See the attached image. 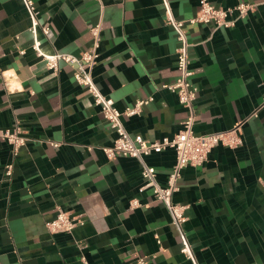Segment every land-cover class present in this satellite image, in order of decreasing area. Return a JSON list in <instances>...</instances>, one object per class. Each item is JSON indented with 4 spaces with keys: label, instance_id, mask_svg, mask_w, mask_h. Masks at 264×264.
Listing matches in <instances>:
<instances>
[{
    "label": "crops",
    "instance_id": "obj_1",
    "mask_svg": "<svg viewBox=\"0 0 264 264\" xmlns=\"http://www.w3.org/2000/svg\"><path fill=\"white\" fill-rule=\"evenodd\" d=\"M46 54L80 55L92 49L91 27L100 24L93 68L100 91L125 110L127 130L153 142L180 131L187 115L173 84L178 40L166 21L164 0H33ZM177 19L195 16L201 0H168ZM229 7L257 3L235 25L185 23L191 82L197 86L199 134L240 125L242 142L218 145L200 166L181 171L176 204L202 264L264 262V0H209ZM22 0H0V130L20 126L27 143L17 154L0 138V264H193L166 206L144 184L132 156L109 158L102 147L116 137L72 64L47 68L33 49L35 35ZM24 50L25 53H21ZM7 82V83H6ZM257 111V112H256ZM163 186L176 163L173 148L144 157ZM13 164L12 174L7 166ZM140 204L133 207L132 201ZM85 223L71 233H50L46 222L58 208Z\"/></svg>",
    "mask_w": 264,
    "mask_h": 264
},
{
    "label": "built area",
    "instance_id": "obj_2",
    "mask_svg": "<svg viewBox=\"0 0 264 264\" xmlns=\"http://www.w3.org/2000/svg\"><path fill=\"white\" fill-rule=\"evenodd\" d=\"M22 1L31 18L30 29L35 35L33 49L42 57L45 65L49 69L58 71L60 62L62 61L73 65L76 81L86 86L92 94L95 104L100 107L111 129L116 133L113 144L102 147L103 151L109 158L124 155L136 157L140 160L142 164V175L144 177V184L140 190L143 191L146 188L152 189L155 196L168 209L172 222L180 233L182 239L181 251L193 264H202L194 255L191 244L183 229V225L188 219L186 215V208L188 206L176 204L173 201V194L178 189L177 181L181 176L183 168L188 165H203L208 160L210 152L218 145L234 148L241 144V124H237L231 130H222L214 133L199 134L195 132L194 125L197 116L195 101L198 88L190 80L194 72L190 67V42L185 29V23H213L216 28L233 26L239 19H244L250 13L254 12L258 4L254 2H239L233 6L222 7L212 4L209 0H201L200 8L195 16L187 20H182L174 16L169 1L164 0L166 5V21L174 29L178 40L176 53L179 75L173 84L164 85L163 87H167L177 94L180 103L187 110V115L182 121V127L179 132L171 137H164L160 142H153L141 136H133L130 134L125 126L123 117L139 113L145 104L154 100V97L150 96L140 99L133 106L121 110L115 105L112 98L104 95L100 91L94 80L93 68L99 57L101 41L100 24L91 27L93 34L92 49L83 51L79 56L67 52L46 54L40 48L37 31L41 27L42 31L47 34L49 32V26H41L33 0ZM21 53H25V51L21 50ZM261 109H264V102L259 106L258 111ZM0 138L12 145L14 154H17L27 143V138L22 128L18 125L14 128L1 129ZM167 148H173L176 151L177 159L169 175L167 185L163 186L157 179L155 167L148 165L144 157L152 152H161ZM12 169L13 164H9L7 166L8 175L12 174ZM139 204L140 202L137 199L132 201L133 207ZM84 223L85 221L82 216L73 215L70 211L59 207L56 216L46 222V227L50 233H71L76 226ZM133 264L151 263L146 257L139 256ZM261 264H264V262Z\"/></svg>",
    "mask_w": 264,
    "mask_h": 264
}]
</instances>
